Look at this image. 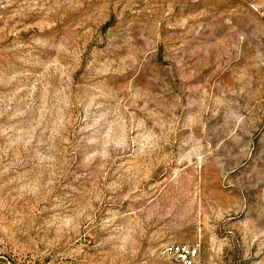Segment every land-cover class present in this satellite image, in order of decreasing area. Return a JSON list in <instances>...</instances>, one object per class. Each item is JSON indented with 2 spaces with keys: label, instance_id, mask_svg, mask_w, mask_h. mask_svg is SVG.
<instances>
[{
  "label": "rangeland",
  "instance_id": "374dc122",
  "mask_svg": "<svg viewBox=\"0 0 264 264\" xmlns=\"http://www.w3.org/2000/svg\"><path fill=\"white\" fill-rule=\"evenodd\" d=\"M264 264V0H0V264Z\"/></svg>",
  "mask_w": 264,
  "mask_h": 264
},
{
  "label": "built area",
  "instance_id": "2783aa9c",
  "mask_svg": "<svg viewBox=\"0 0 264 264\" xmlns=\"http://www.w3.org/2000/svg\"><path fill=\"white\" fill-rule=\"evenodd\" d=\"M166 264H201L200 245H167L163 251Z\"/></svg>",
  "mask_w": 264,
  "mask_h": 264
}]
</instances>
